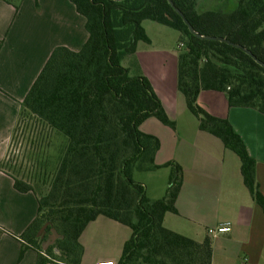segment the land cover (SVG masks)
I'll return each instance as SVG.
<instances>
[{
  "label": "trees",
  "instance_id": "1",
  "mask_svg": "<svg viewBox=\"0 0 264 264\" xmlns=\"http://www.w3.org/2000/svg\"><path fill=\"white\" fill-rule=\"evenodd\" d=\"M70 1L84 17L88 37L77 51L66 46L52 49L21 101L9 141L10 146L17 131L27 130L37 138L42 128L60 133L66 140L57 163L53 170L48 168L38 142L36 171L17 176L7 153L0 162L14 188L33 192L38 203L35 217L18 236L23 241L18 261L33 248L36 264H55V260L81 264L79 238L86 225L102 215L131 230L116 264H211L208 237L196 241L163 224L166 213H177L183 170L175 161L156 164L160 141L139 126L149 117L172 129L176 122L149 79L130 75L121 61L136 51L139 41L150 42L143 20L179 32L177 88L198 128L238 156L243 183L264 212L255 159L226 118L197 103L200 91L216 90L225 93L229 106L252 107L264 114V67L236 46L197 37L184 22L185 18L203 36L242 45L264 62V0H171L174 6L168 0ZM161 167L170 171L165 191L160 198H150L133 172ZM47 222L45 235L38 236ZM51 228L61 237L44 249L42 239Z\"/></svg>",
  "mask_w": 264,
  "mask_h": 264
},
{
  "label": "crops",
  "instance_id": "2",
  "mask_svg": "<svg viewBox=\"0 0 264 264\" xmlns=\"http://www.w3.org/2000/svg\"><path fill=\"white\" fill-rule=\"evenodd\" d=\"M143 22L150 42L139 41L136 51L124 57L130 65L125 67L136 65L137 74L149 79L176 126L172 129L149 117L139 128L160 141L156 164L175 161L183 170L175 202L177 213H170L180 221L166 213L163 224L190 238L186 231L200 230L196 236L200 240L196 241L206 237L211 240V264H264V212L243 183L240 160L219 138L198 128L196 117L177 88V70L167 82L166 72L151 54L154 39ZM84 23L70 0H0V162L7 153L21 101L52 49L66 46L77 51L88 37ZM158 41L166 44L164 39ZM197 103L210 114L226 118L240 135L256 161L255 176L264 195V114L252 107L229 106L225 93L216 90L200 91ZM163 169L169 175L168 167L157 170ZM37 206L33 192L17 191L13 178L0 170V264H36L37 251L33 248L26 249L18 261L23 242L18 236L35 217ZM104 218L99 215L83 230L79 238L83 246L81 264L117 261L99 256L85 260ZM220 225L229 230L214 235L208 232Z\"/></svg>",
  "mask_w": 264,
  "mask_h": 264
},
{
  "label": "rangeland",
  "instance_id": "3",
  "mask_svg": "<svg viewBox=\"0 0 264 264\" xmlns=\"http://www.w3.org/2000/svg\"><path fill=\"white\" fill-rule=\"evenodd\" d=\"M144 25L150 36L154 39V46L152 48V56L155 57L160 66L163 68V71L166 72L167 82L171 81L172 77L175 76L177 70V62H178V54L181 51V47L178 43L179 32L169 26L160 24L153 20H144ZM164 39L166 44H163L158 39ZM165 45V46H164ZM159 46V47H158ZM123 66H130L126 62L125 58L121 61ZM172 65L174 69L171 71ZM129 68V67H128ZM138 69L136 65L129 68L130 75H136L138 73ZM172 119V118H171ZM175 120V119H173ZM176 121V120H175ZM31 124L32 122L29 121ZM41 126V125H40ZM39 127L38 129H40ZM23 129V128H22ZM39 138H37L38 134L29 135L28 131H17L11 140V144L9 146V150L7 152L8 158H13L12 163H15L17 168V176L27 175L37 170V167H40L39 163H36L35 153H37V149L34 147L37 142L40 143V150L43 152L44 156L47 158L48 168L50 170L54 169L55 164L60 155L61 147L64 145V141L66 138L62 134H57L56 132L46 130L42 128L40 129ZM36 142V143H35ZM43 148V150H42ZM34 151H36L34 153ZM42 155V154H41ZM235 157H237L235 155ZM7 158V159H8ZM38 164V165H37ZM37 166V167H36ZM14 170L13 168H10ZM20 169V170H19ZM168 170H156L153 172H133V179L138 182H143L146 188V195L150 198H160L162 197L165 187L168 180ZM35 183V182H33ZM36 184H34L35 186ZM37 187V185L35 186ZM46 185L39 188L44 189ZM44 191V190H43ZM167 217L172 219L179 220L173 214L168 213ZM102 227L97 228V232L95 233L97 240L94 245H91L92 248L89 250L85 260H90L92 257H110L113 259L119 258L122 252L123 244L126 239H128L131 235V230L129 227L117 223L108 218H104ZM180 221V220H179ZM190 225L191 224H186ZM196 227V226H193ZM52 229V228H51ZM191 238H197L195 240H200V237L197 235L200 233V230H188L186 231ZM45 235V231L43 233ZM43 235L41 237H43ZM52 231L50 230L46 236L42 239V245L48 242V239L51 237ZM53 243L49 244L52 245ZM47 245V247L49 246ZM46 247V248H47ZM54 264V263H53ZM55 264H61V262L55 260Z\"/></svg>",
  "mask_w": 264,
  "mask_h": 264
},
{
  "label": "water",
  "instance_id": "4",
  "mask_svg": "<svg viewBox=\"0 0 264 264\" xmlns=\"http://www.w3.org/2000/svg\"><path fill=\"white\" fill-rule=\"evenodd\" d=\"M168 1H169V3H170L172 6H174V4H173V2H172L171 0H168ZM175 10H176V12H177L179 15H181V16L183 17V15H182V13L179 11V9L175 8ZM184 22L187 24V26H188V28L190 29V31L193 32L197 37H202V38L210 39V40L224 41V42H226V43H228V44H230V45L236 46V47L240 48L241 50H243L244 52H246L247 54H249V55H250V56H251V57H252V58H253L258 64H260L262 67H264V62H262L260 59H258L255 55H253V53H252L250 50H248V49L245 48L244 46L239 45V44H234V43H232L231 41L227 40V39L224 38V37L203 36V35H201V34L195 32V31L193 30L192 26L190 25V23H189L185 18H184ZM48 224H49V223L47 222V223H45V224L41 227V229L39 230L38 236L41 237V236L43 235V233H44V231H45V228H46V226H47ZM51 231H52V235H51V237L48 239V242L42 245L44 249H46L47 245L53 243L54 240H55L56 238L61 237V235H59V234L57 233V231H56L54 228H52Z\"/></svg>",
  "mask_w": 264,
  "mask_h": 264
},
{
  "label": "built area",
  "instance_id": "5",
  "mask_svg": "<svg viewBox=\"0 0 264 264\" xmlns=\"http://www.w3.org/2000/svg\"><path fill=\"white\" fill-rule=\"evenodd\" d=\"M229 230V227L226 225H220L216 229H208V232L211 234H215L217 232H224ZM94 264H116L115 260H101V261H96Z\"/></svg>",
  "mask_w": 264,
  "mask_h": 264
}]
</instances>
